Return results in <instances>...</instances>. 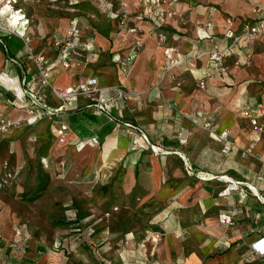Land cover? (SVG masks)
Here are the masks:
<instances>
[{
    "label": "crops",
    "instance_id": "crops-1",
    "mask_svg": "<svg viewBox=\"0 0 264 264\" xmlns=\"http://www.w3.org/2000/svg\"><path fill=\"white\" fill-rule=\"evenodd\" d=\"M254 2L256 0H224L222 9L229 14H239ZM186 9L188 19L197 17L189 6ZM215 9L203 6L206 15L198 17L203 22L214 19L215 23L210 25V30L214 32L213 38L201 40L196 37L194 24L189 25L188 22L184 26L172 20L169 28H164L167 37L163 43L166 45L160 46L156 37H148L146 47L142 49L128 76L121 74L115 65L107 63L99 64L97 69H83L80 68L81 61H77L69 70L59 65L49 69V80L57 88L82 81L92 74L97 75L99 86L107 88L102 93L116 98L106 102L116 119L121 120V117L125 122L141 127L153 143L163 136L162 145L165 148L180 151L195 171L211 177L201 179L190 175L184 160L175 151L165 155L154 153L149 147L141 145V140L145 143L144 139L132 128L118 125L116 120L93 108L58 113L53 118L45 116L29 123L31 117L28 112L14 107L10 109L11 105L2 103L0 109L8 107L5 111L12 119L16 118L17 112L24 113L30 125L47 122L52 134L51 125L54 122L68 125L65 142H59L56 146H52V143L48 146L49 153L45 151L49 157L55 156L59 160L66 158L70 149L80 147L77 145L79 140H85V144L78 149L81 155L88 154L97 147L89 140L97 136L102 144L101 158L97 163L93 161L87 167V172L98 168L103 162V146L108 143L111 150L108 164L105 165H108L109 170H114V185L123 188L124 192L119 202L128 207L111 210L107 218L100 217V212L90 211L82 215L79 211L80 219L84 220L85 227L90 226L92 233L86 234L87 237H72L63 226L51 225L50 213L27 211L22 215L0 206V264H239L242 257L251 254V243L259 238V230L264 231V202L245 183L254 184L264 196V165L253 156L242 157L241 153L250 148L264 155V134L261 140L256 141L255 128L240 114V110L264 100V37L240 42L236 54L226 58V66L218 68L206 60V67H199L198 62L204 59V55L192 59H189V55L202 49L205 41L209 42L206 47L210 48L223 37L225 17L218 15ZM258 18L264 16L241 14L236 19L234 17L233 28L238 30L244 22ZM0 32L10 42L9 50L0 44L2 54H7V58L22 56L25 61L28 53L23 38L8 30ZM21 32L30 34L32 27L28 24L27 29ZM94 41L103 48L102 55L112 49V39L102 33L96 35ZM169 44L176 46L175 56L182 60L175 69L177 75L182 69L189 71L196 81L204 79L209 74L208 70L234 75L235 86L230 93L234 102H178L177 91L173 89L176 88L173 84L175 70L165 77L152 94H163L164 99L157 102H150L145 93L123 98L122 94L112 89L115 84L122 82L128 90L144 92L149 81L156 79L158 82L160 72L158 78L155 73L153 79L147 63L152 53L157 64L165 63L164 49ZM31 45L34 51L45 54L46 65L56 63L55 59L59 60V50L52 52L49 49L50 37L43 36L41 40L34 37ZM118 56L114 55L113 61H117ZM26 61L22 67L19 64L21 72L14 65L10 81V85L14 84L12 90L0 85V101H13L14 104L25 98V85L20 81L22 77L26 78L30 88L42 92L46 102L51 105V86L40 85L35 63L31 59ZM167 97L170 102H166ZM10 98L13 100L10 101ZM88 101L86 97L73 100L80 105ZM57 104L60 106L63 100ZM207 120L217 131L229 130V138L235 142L229 155L221 152L222 142L212 138L203 127ZM260 122L264 125V118ZM181 126L187 128L190 135L185 144H181L178 139ZM225 175L243 183L221 193L230 181L224 178ZM2 202L4 200L0 199ZM135 205L140 209L136 217L142 219L143 223H132L135 214L130 207L132 209ZM223 211L233 215V225L221 224L219 214ZM258 212L261 217L256 222L254 214ZM76 214L79 216L78 212ZM36 218H39L38 221ZM150 230L158 240L155 247L149 249L146 242L148 237L143 239V236ZM247 264H264V261L254 260Z\"/></svg>",
    "mask_w": 264,
    "mask_h": 264
},
{
    "label": "rangeland",
    "instance_id": "rangeland-1",
    "mask_svg": "<svg viewBox=\"0 0 264 264\" xmlns=\"http://www.w3.org/2000/svg\"><path fill=\"white\" fill-rule=\"evenodd\" d=\"M223 2L224 0H13L9 3V0H0V26L11 28L7 22V12L11 11L9 7L12 5V8L24 14L28 24L32 27L30 34L20 33L15 29L16 34L29 37V46L35 55L33 58L27 55L25 61L26 59L45 58L44 68L46 69L62 64L60 54L59 60H54L56 63L46 65L45 54L34 51L31 45L33 38L37 37L41 40L45 36L50 37L49 49L52 52L57 50L55 49L57 43L68 40L71 42L72 46L69 49L71 56L69 65L65 67L66 70L72 68L75 63L77 64V61H81L80 68L83 69L88 67L97 69L99 64L107 63L115 65L121 74L128 76L142 49L146 47L148 37H156L160 46L166 45L159 40V31H164L165 27L169 28L172 20L184 26L188 22L189 25L194 24L193 30L198 38V30L207 29L208 23L213 25L214 19L204 20V22L198 20V17L206 15L203 6L216 8V13L225 17V20L230 17L236 19L241 14L264 16V0H256L250 4L247 10L239 14H229L223 11ZM187 6L197 17L187 18ZM222 26L224 27V22ZM0 30L5 29L0 27ZM99 33L112 39V49L105 52L104 55L101 53L103 48L94 41V37ZM208 43L205 41L202 49L196 51V53H203L200 56L204 55V59L198 62L199 67H206L205 62L209 60L208 54H205V51L209 49L206 47L209 45ZM167 46L176 47L170 44ZM116 54L120 58L116 57L117 61H113L112 58ZM7 56V54L3 55L0 50V85L12 90L14 84L10 85V81L14 74V65L18 66L16 70L21 72L19 64L22 67L27 61H23L21 56L15 57L17 59L15 62ZM164 66L165 63H156L154 53H152L147 67L152 71L153 79L155 73L158 78L160 72L161 78L159 77L158 82L156 79L149 81L144 92L128 90L126 84L122 82L115 84V87L122 91L123 98H127L125 96L128 95L136 97L145 93L150 102H157V100L164 99L163 94L160 95V92H157V95L152 94L157 89L156 87L165 80ZM178 66L173 68L171 73ZM223 66H226L225 62ZM213 72L208 70L209 74L207 73L208 75L204 78L205 85L201 87L189 71L182 69L177 75L175 70L173 84L176 88L173 89L177 91V101L234 102L230 95L233 91L232 87L235 86L233 84L234 75L227 72ZM48 79L50 78L48 77ZM20 81L21 84L24 83L22 77H20ZM23 87L25 88V86ZM106 89V87L98 86L96 94ZM149 95L150 97H148ZM50 96L52 97L50 106L58 107L57 102L62 99L58 98L52 90H50ZM167 100L166 102H170L169 98ZM29 102L25 95L24 99L17 100L14 104L0 101V105L7 103L12 106L9 107L10 109L14 107L25 110L31 117L29 123H33L34 117L39 111ZM30 110H33L31 114ZM15 116L16 118L12 119L7 111L0 112V199L4 200L0 206L18 211L22 215H25L27 211L41 214L50 213L51 220L49 222L51 225L63 226L72 237H79L83 234L91 235L92 233L90 226L85 227L84 220L80 219L79 211L82 215L96 211L100 212V217L107 218L108 212L111 210H122L123 207H128L119 202V198L124 192L123 188H117L114 185L113 174L115 173L113 169L109 170L108 165L102 162L98 168L87 172V167L91 166L93 161L97 163L101 158L102 144L97 145L88 154L81 155V151L78 150L80 147H76L75 150L70 149L68 156L64 159L59 160L55 156L49 157L47 155L49 153L48 146L53 143L55 138L53 134L55 136L56 132L54 131L52 134L49 131L47 122L28 124L27 116L24 113L17 112ZM120 119L122 122L124 121L121 117ZM123 126L125 125L123 124ZM52 129L57 128L54 125ZM185 129L188 142L190 135L188 129ZM141 141L143 142V140ZM46 150L48 153H45ZM175 153L181 159H183L182 155L185 157L180 151L176 150ZM161 154L165 155V153ZM87 155L91 157L88 158ZM241 156L246 157L242 153ZM42 183H44L43 188L40 189ZM113 202L114 204H112ZM113 206L115 207L113 208ZM132 209L130 207V210L135 214L132 223H143L142 219L136 217L140 213L137 205ZM38 219L36 218V221ZM151 231L147 232L143 239L148 237L152 242H156L157 239L153 237L154 233Z\"/></svg>",
    "mask_w": 264,
    "mask_h": 264
},
{
    "label": "built area",
    "instance_id": "built-area-1",
    "mask_svg": "<svg viewBox=\"0 0 264 264\" xmlns=\"http://www.w3.org/2000/svg\"><path fill=\"white\" fill-rule=\"evenodd\" d=\"M153 1V0H152ZM234 24V17L227 18L224 22V33L221 40H217L207 51H205V54H208L209 62L215 65V67L223 66L226 58L231 57L236 54L237 47L242 41L247 40H257L259 38L264 37V18H258L257 20H254L252 22H244L240 29L236 30L233 28ZM211 23H208V28L203 29L201 28L198 30L199 32V38L200 39H211L213 38L214 32L210 30ZM3 27L5 30H8L10 33L16 34L15 28L10 26L11 28H7L5 26ZM201 31V32H200ZM24 41V45L27 48V53L30 55V58H33L35 55L33 54V51L31 50L29 46V37L28 36H21ZM167 34L165 31L160 30L159 31V40L161 42H164L166 39ZM0 41L2 39L0 38ZM72 46L71 42L65 41L63 43L59 42L56 44L55 49L59 50V53L61 55V61L62 64L59 65L62 68H65L69 65V58L71 56L70 47ZM177 52V49L171 46H166L164 49V53L166 56V62L165 66L163 68V76L166 77L171 73V70L175 67H177L182 60L175 56V53ZM203 53H194L189 55V59L192 58H198ZM15 58V57H14ZM11 58L13 61L17 62V59ZM34 63L37 68L38 77L40 79L39 84L40 85H50L52 92L60 99L63 100V104H61L58 107H51L47 102L44 94L40 92L39 90H34L30 88L26 82V78H23V85H25L24 92L27 96V100H29V104L33 106L34 108L39 110V113L34 117V121H37L45 116L53 117L55 114L63 113V112H69L78 110L80 108H86V109H95L96 112L99 113H105L109 116L110 119L116 120L119 124H124L130 128L133 129L137 134L140 135L141 138L144 139V142H141L142 146L149 147L154 153H171L176 150H170L165 148L162 145L163 142V136H160V138L156 141V143H153L149 140L146 132L139 126L133 125L130 122H122L121 120L116 119L110 110L106 106V102L108 101H114L116 98L113 96H106L102 92L99 94L97 93V89L99 86V78L97 75L92 74L86 77L84 80L78 82L77 84H71L69 86H66L64 88H57V86L53 85L48 77L50 75L49 69L44 68V62L45 58H35ZM199 86L204 87L205 81L204 79H200L198 81ZM112 89L116 90L120 94H122V91L113 86ZM78 97H86L89 99L88 102H86L83 105L74 103L73 100ZM33 112V110H30V114ZM240 114L247 118L251 125L256 130V141H259L262 139V134H264V125L260 122L261 118H264V100L260 101L259 103H256L254 105H248L245 106L240 110ZM56 126L57 132L62 133L61 137H59L60 142H64L66 139L67 132L69 131V127L65 123H56L51 125V130L53 126ZM203 127L209 131L210 136L218 141L222 142V148L221 152L229 155L235 146V142L229 138V130L228 129H220L216 130L212 128V123L210 120H207L204 122ZM64 132V133H63ZM178 139L181 144H185L187 142V131L185 128L181 127L178 132ZM94 145H99L100 141L97 136H92L89 140ZM85 144V140H79L77 142L78 146H82ZM161 152V153H160ZM242 154L244 156H253L254 158L260 160L264 165V155L263 153L256 152L251 150L250 148L244 149L242 151ZM184 159L186 170L190 175H196L197 177L201 179H208L211 176L200 172L195 171V169L192 167L191 164H189L186 160V158L182 155L181 156ZM264 174V171H263ZM243 183L242 181H234L230 180L229 185L221 192L225 193L226 191H230L234 188H236L239 184ZM261 215L260 213L254 214V219L256 222L260 219ZM219 221L221 224L226 226H231L235 223L234 217L230 212L223 211L219 214ZM261 232L259 238L251 243L250 248L252 250L251 254L242 257V260L239 262V264H247L254 260H263L264 261V231L259 230ZM157 240L158 237L154 236Z\"/></svg>",
    "mask_w": 264,
    "mask_h": 264
},
{
    "label": "bare ground",
    "instance_id": "bare-ground-1",
    "mask_svg": "<svg viewBox=\"0 0 264 264\" xmlns=\"http://www.w3.org/2000/svg\"><path fill=\"white\" fill-rule=\"evenodd\" d=\"M6 1V0H5ZM13 0H9V3H11ZM11 9L10 12H7L8 15H7V22L10 26H12L13 28H15L17 31H25L27 29V25H28V21L26 20V17L24 16V14L19 11V10H16L14 8H12V5L9 7ZM27 16V15H26ZM28 31V30H27ZM119 58V56H118ZM19 89V88H18ZM8 107H3L2 110H0V112H4ZM6 112V111H5ZM54 131L56 132L55 134V139L53 141V145L52 146H56L57 144H59L60 140H59V137H61L62 133L60 132H57V129H54ZM64 133V132H63ZM64 143V142H63ZM56 144V145H55ZM104 148V149H103ZM103 154H102V158H103V162L105 164H108V156H109V153H110V145L108 143H106L104 146H103ZM84 150V149H83ZM86 151V150H85ZM89 152V150H87ZM56 152V151H55ZM84 152V151H83ZM79 156V155H78ZM81 157V156H80ZM81 160V159H80ZM79 162V161H77ZM81 162V161H80ZM224 178H227L229 180H232L230 177L228 176H224ZM252 191L253 193L261 198V200L264 202V196L261 195V193L259 192L258 188L252 184V183H245ZM147 242V248H153L155 247L156 245V242L155 241H151L150 238H148L146 240ZM145 243V241H144ZM146 244V243H145ZM146 249V248H145Z\"/></svg>",
    "mask_w": 264,
    "mask_h": 264
},
{
    "label": "trees",
    "instance_id": "trees-1",
    "mask_svg": "<svg viewBox=\"0 0 264 264\" xmlns=\"http://www.w3.org/2000/svg\"><path fill=\"white\" fill-rule=\"evenodd\" d=\"M0 37L3 39V37H4V39H3V41L4 42H1L0 44L3 46L4 45V47L6 46V47H8V50H9V48H10V42H8L7 41V39H6V37L4 36V34H1V32H0ZM26 51V50H25ZM11 57H16V56H11ZM13 99L12 98H10V101H12ZM13 102V101H12ZM55 117V116H54ZM53 118V117H52ZM43 184L44 183H42V185H41V187H40V189H42L43 188ZM83 236L85 237L86 236V234H83ZM87 237V236H86Z\"/></svg>",
    "mask_w": 264,
    "mask_h": 264
}]
</instances>
